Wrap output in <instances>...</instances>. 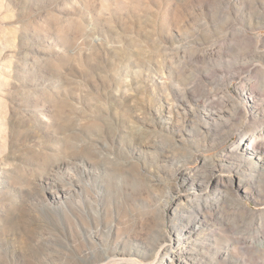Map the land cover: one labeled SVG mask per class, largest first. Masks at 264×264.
I'll return each mask as SVG.
<instances>
[{
    "label": "rangeland",
    "instance_id": "obj_1",
    "mask_svg": "<svg viewBox=\"0 0 264 264\" xmlns=\"http://www.w3.org/2000/svg\"><path fill=\"white\" fill-rule=\"evenodd\" d=\"M243 125L263 140L264 0H0V264H151L173 192L204 217L192 264H264V170L232 156Z\"/></svg>",
    "mask_w": 264,
    "mask_h": 264
},
{
    "label": "bare ground",
    "instance_id": "obj_2",
    "mask_svg": "<svg viewBox=\"0 0 264 264\" xmlns=\"http://www.w3.org/2000/svg\"><path fill=\"white\" fill-rule=\"evenodd\" d=\"M161 86H165L163 83ZM243 98L246 103V109L247 111H252V109H256V112H253L251 115V118L256 119L259 116V103L258 100L256 99V96L252 89H247L243 92ZM204 109V113H205ZM207 115V118L213 122L211 127L218 128V125H224L228 124L230 121V118H228L229 113L227 111L223 110H216V111H211L205 113ZM238 114H241V112H236V114L230 113L231 118L232 117H237ZM248 115V114H247ZM250 116V114H249ZM247 128L245 125L241 126L240 130V141L241 145L240 147H234L232 151V156L238 155L242 160L243 166H248L250 168V165L254 169L258 170H264V135H263V140L257 139V137L250 136L247 134ZM264 131V129H262ZM264 134V133H263ZM249 155L250 157H247ZM209 162H214L213 160L208 161L205 159L204 163L207 164ZM214 165V163H213ZM87 166V165H85ZM204 166L203 171L204 174L208 175L205 176V180L203 182H206V178H208L207 185L205 186V193L208 195L211 190L216 187L218 184V178L216 174H210L205 172V167ZM214 168H217V165L214 166ZM196 173V172H195ZM188 176L189 173L187 171H184L182 168L178 170V174L176 175V179H181L184 176ZM90 172L87 171V180L88 183L90 182ZM239 176V177H234L230 179L229 181V186H231L234 189H239L241 190V193H245L246 197H248V191L250 190L251 186L249 185V180L246 178L247 176ZM80 180H83L80 178ZM84 181V180H83ZM177 181V184H178ZM76 189L78 192H83L87 193V201L85 203H82V206L85 207H90V206H95V201L99 197L98 194H94V197L91 195L92 192H94L93 186L90 184H86L85 189L82 188L80 185V182L76 184ZM239 193L237 192V195ZM202 197H198V201H201ZM243 208L249 209L245 204L240 203ZM163 208V218L162 222L159 225L155 237L152 238V243L150 245V250L152 252V256L154 254H157L156 260L151 263V264H192L190 261H192V257L189 253L188 250V243L191 240L192 235L199 233V228L203 225L204 217L201 213V207L198 205H194L192 202H186L185 199L182 197H176L174 192L166 197V199L163 202V205H161ZM196 208H198V214L195 216L194 220L195 223L192 224L191 222L189 223L191 226H184L186 228L180 229L177 228L176 225H173V220L174 217L178 216L180 213L184 212H190L192 214L196 213ZM46 212L52 214L53 213V208L50 206H47L44 208ZM91 212L94 214V216L89 212L88 215H86V219L90 222L92 219L95 217V220H98V218H101L100 210L97 207H94V209L91 210ZM200 212V213H199ZM184 216H182L183 218ZM218 217V216H217ZM172 222V223H171ZM112 229V228H111ZM262 229H260V232ZM263 232V231H262ZM191 235V236H190ZM94 237L92 236V239ZM205 239V238H204ZM176 241V247L170 251V241ZM204 243H198V247H204ZM259 245H261V248L264 249V241L260 242ZM197 247V248H198ZM199 249V248H198ZM4 250L0 249V254H3ZM186 253V254H185ZM226 253H229V250L226 251ZM131 256V255H128ZM160 259H163L164 261L162 263ZM145 261L138 259L137 257L132 258L131 257H126L123 255V253H119L118 255L114 256L113 259H109V262L107 264H145ZM149 264V263H147Z\"/></svg>",
    "mask_w": 264,
    "mask_h": 264
}]
</instances>
